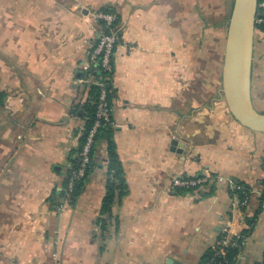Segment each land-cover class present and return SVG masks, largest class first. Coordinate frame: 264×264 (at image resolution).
<instances>
[{
  "label": "crops",
  "instance_id": "obj_1",
  "mask_svg": "<svg viewBox=\"0 0 264 264\" xmlns=\"http://www.w3.org/2000/svg\"><path fill=\"white\" fill-rule=\"evenodd\" d=\"M105 6L121 28L112 129L128 191L102 215L104 138L73 204L59 203L85 133V64L101 34L93 11ZM231 11L193 0H0V264H203L226 225L251 224L238 264H263L264 132L242 125L223 93ZM252 98L264 112L263 26ZM204 175L227 179L173 184ZM228 178L252 190L244 208Z\"/></svg>",
  "mask_w": 264,
  "mask_h": 264
},
{
  "label": "built area",
  "instance_id": "obj_2",
  "mask_svg": "<svg viewBox=\"0 0 264 264\" xmlns=\"http://www.w3.org/2000/svg\"><path fill=\"white\" fill-rule=\"evenodd\" d=\"M94 18L97 20H104L107 26H111L112 23L118 18L116 12H104L102 10L93 12ZM256 25L264 27V7L258 9L256 17ZM121 28L114 26L109 33H101L99 36V43L90 50L88 60L85 64V72L90 69L93 62L101 52L102 66L106 72L114 73V60L113 54L117 45L121 42ZM108 76H99L94 81L99 85L100 94L97 104L96 120L93 127L87 134V137L82 144V149L78 154V159L73 166H71L66 182L62 191V198L59 203L60 210L71 206L76 199L77 191L80 183L86 178L90 165L93 160V150L96 143V135L99 128L104 123H113L112 108L108 99V83L106 79ZM85 81L93 80L91 76L84 79ZM225 180L227 178L223 176L204 175V176H176L173 179L175 187L180 189H191L200 185L209 183L210 180ZM228 182L231 187L237 192H242L243 198L239 202L240 207H245L248 204L250 194L252 190L243 184L228 178ZM264 196V185L261 191ZM262 211L264 212V198L262 202ZM252 224L248 226V229L239 232H233L230 229V225H226L222 230L220 236L211 246L210 253L203 264H238L242 259V252L247 244L249 232ZM264 264V259H263Z\"/></svg>",
  "mask_w": 264,
  "mask_h": 264
},
{
  "label": "water",
  "instance_id": "obj_3",
  "mask_svg": "<svg viewBox=\"0 0 264 264\" xmlns=\"http://www.w3.org/2000/svg\"><path fill=\"white\" fill-rule=\"evenodd\" d=\"M259 0H234L225 43L222 83L232 115L244 126L264 132V112L252 98V68Z\"/></svg>",
  "mask_w": 264,
  "mask_h": 264
},
{
  "label": "trees",
  "instance_id": "obj_4",
  "mask_svg": "<svg viewBox=\"0 0 264 264\" xmlns=\"http://www.w3.org/2000/svg\"><path fill=\"white\" fill-rule=\"evenodd\" d=\"M261 7H264V0H259V9ZM98 10H102L104 12H116L114 8L110 6L102 7L100 9H97L96 11ZM97 23L101 26L100 27L101 33H109L114 26H117L119 24V16L112 23L111 26H107L104 20H97ZM258 28H260V26L256 25V29ZM98 43H99V37L95 40L92 49L96 47ZM102 56H103V52L99 54V56L97 57L96 61L93 62L90 69L85 72L84 77L91 76L93 80L86 82L87 86L89 87V92H88L89 99L85 104L87 119H86L85 133L81 137V142H80L81 144L76 151L77 154H79V152L81 151L82 144L84 143L88 132L93 127L96 120V111L99 100L100 88L99 85L94 80L99 76H103V77L108 76V78L106 79V82L108 83V99L110 106L112 108L111 98L113 97V93L115 91L113 86V73H109L104 70L102 66ZM112 128H113L112 123H104L101 125L96 135V141L100 138H104L108 141L109 171L111 173V177L109 178L107 184V193L102 204V209H101L102 215L111 213L116 198L118 196L122 198L128 191V184L126 181L125 172L122 166V162L120 161L119 155L117 153L116 142L114 140ZM77 159H78V155L74 160V164L76 163ZM84 180L80 183L78 190L81 188V185L83 184ZM239 193L242 196V192ZM262 198H264V196H262ZM99 221L102 223L104 227L107 226L105 218L100 217Z\"/></svg>",
  "mask_w": 264,
  "mask_h": 264
},
{
  "label": "rangeland",
  "instance_id": "obj_5",
  "mask_svg": "<svg viewBox=\"0 0 264 264\" xmlns=\"http://www.w3.org/2000/svg\"><path fill=\"white\" fill-rule=\"evenodd\" d=\"M193 1L195 3L199 2L203 6H206V7L210 8V9L212 7L213 12H215L216 9L219 8V16H220V8L224 9V13L227 16V14L230 13L231 8L233 7V5H232L233 4V0H193ZM214 19L216 20V13H215ZM214 19H213V21H214Z\"/></svg>",
  "mask_w": 264,
  "mask_h": 264
}]
</instances>
